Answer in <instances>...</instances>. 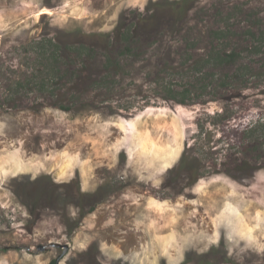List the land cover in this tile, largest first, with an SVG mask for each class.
I'll use <instances>...</instances> for the list:
<instances>
[{"label":"rangeland","instance_id":"rangeland-1","mask_svg":"<svg viewBox=\"0 0 264 264\" xmlns=\"http://www.w3.org/2000/svg\"><path fill=\"white\" fill-rule=\"evenodd\" d=\"M174 1L0 0V264H264V0H192L179 19ZM217 12L238 65L203 60ZM134 20L108 88L61 97L70 50L43 99L51 39L102 45ZM95 61L82 79L107 77Z\"/></svg>","mask_w":264,"mask_h":264},{"label":"trees","instance_id":"trees-1","mask_svg":"<svg viewBox=\"0 0 264 264\" xmlns=\"http://www.w3.org/2000/svg\"><path fill=\"white\" fill-rule=\"evenodd\" d=\"M192 0H180L178 2L174 1L172 3L176 4L175 7L179 12H176L178 19L183 16L187 15L188 12H181L183 11V7L186 6V10L190 11L193 9H196V5H189V2ZM238 8V7H235ZM184 9V11H185ZM231 11H233V7L229 8ZM205 15L211 14L213 12H203ZM217 15L221 17V21L223 23V26L220 28L218 27L213 34L216 35L217 39L219 42H221L220 45H218V50H212L210 51L205 59H203L206 63H210L209 60L213 59L215 62H220L224 64L225 66H232V65H238L239 61H241V41H237L235 44L234 39L228 38L230 34V31L233 30V26L231 23L232 20V14H226L224 12H217ZM136 19V18H135ZM225 23V24H224ZM134 26L130 29L126 28L123 30H118L117 33L115 34H107V35H100L101 37L99 38H105L104 43L102 45L100 44V40H92L89 42H84L82 41L80 44H69L65 42H60L56 41L55 39H51L48 42L47 47L44 49V52L42 54V59L43 61L40 63V65L37 66V70H34L32 72V77L35 80L41 79L40 83V88L41 90H46L49 89L48 92L42 95L43 99L48 100V95L51 94V91H56L57 89L54 90L56 87L54 83H57L58 76H60L63 69H61L62 66V61L64 60L65 55L67 54L66 52H69L72 50L77 57V60L80 62H75L71 61V63H75V67L73 70V73H71L70 79L65 82L66 84H70V88L64 92V96L61 97H66L68 100L76 101L75 99L77 98L74 97V90H78L80 88V85H89L91 88H108L109 81H108V74L112 75L113 71L116 73V75H120L122 72L121 70L123 69L122 67V59L120 57H116L113 54V51L115 50V47H121L122 49L125 48L124 52V57H127L129 52H131L130 49H132V45H130L133 40L134 36L136 34L135 29L137 28L138 24L140 22H136L134 20ZM220 25V24H219ZM227 29H229L227 32H225ZM235 29V28H234ZM236 30V29H235ZM248 34H251L250 30L247 32ZM97 37V36H95ZM131 40V41H130ZM224 40L226 41L224 43ZM130 41V42H129ZM129 42V43H128ZM128 43V44H127ZM40 44V43H37ZM105 44V45H104ZM226 44V45H225ZM252 43L246 48V51H251L252 49ZM76 47V48H74ZM127 53V54H126ZM126 55V56H125ZM116 57V58H112ZM98 58V59H97ZM100 60L101 63L102 61L104 62V67L105 70L107 71V77H105L103 80H99L96 77H92L89 80H84L82 79V75H84L87 71L86 68H83L84 62L86 61L87 64L92 65V62L94 60ZM41 60V59H40ZM95 61V62H96ZM212 61V60H211ZM44 64V68H40L41 65ZM70 74V73H69ZM76 86V87H75ZM89 87V88H90ZM169 94H173L170 99L174 96H182L183 99L181 100V103H185V97L187 93H182V92H177L174 91L172 88L168 90ZM53 98L55 96L53 95ZM57 101L54 102L55 105H57L59 108L63 109L64 111H69L68 106H63V104H60L59 97H57ZM177 101V98H174ZM180 103V102H179ZM48 104V103H47ZM200 171V170H199ZM195 173H198L197 168L195 169ZM199 174V173H198ZM197 174V175H198ZM31 213H34L35 208L33 207L32 209L28 207ZM93 208L89 210L92 212ZM50 264H57V260L51 261Z\"/></svg>","mask_w":264,"mask_h":264},{"label":"water","instance_id":"water-1","mask_svg":"<svg viewBox=\"0 0 264 264\" xmlns=\"http://www.w3.org/2000/svg\"><path fill=\"white\" fill-rule=\"evenodd\" d=\"M49 247H52V248H61L62 245H60V244H50ZM63 247L65 249V252L64 253H66V251L68 249L67 246H63ZM39 250H41V251L47 250V247H39ZM58 262H59V260H57V264H58Z\"/></svg>","mask_w":264,"mask_h":264}]
</instances>
